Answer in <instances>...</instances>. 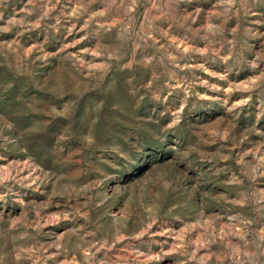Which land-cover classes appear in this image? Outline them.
<instances>
[{
    "label": "rangeland",
    "instance_id": "374dc122",
    "mask_svg": "<svg viewBox=\"0 0 264 264\" xmlns=\"http://www.w3.org/2000/svg\"><path fill=\"white\" fill-rule=\"evenodd\" d=\"M0 264H264V0H0Z\"/></svg>",
    "mask_w": 264,
    "mask_h": 264
}]
</instances>
